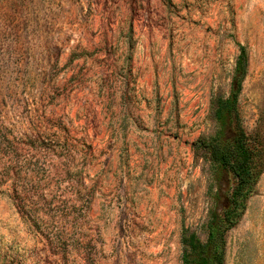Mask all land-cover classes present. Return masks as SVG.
<instances>
[{
  "label": "rangeland",
  "instance_id": "374dc122",
  "mask_svg": "<svg viewBox=\"0 0 264 264\" xmlns=\"http://www.w3.org/2000/svg\"><path fill=\"white\" fill-rule=\"evenodd\" d=\"M239 46L255 180L223 264H264V0H0V264H182Z\"/></svg>",
  "mask_w": 264,
  "mask_h": 264
},
{
  "label": "trees",
  "instance_id": "16d2710c",
  "mask_svg": "<svg viewBox=\"0 0 264 264\" xmlns=\"http://www.w3.org/2000/svg\"><path fill=\"white\" fill-rule=\"evenodd\" d=\"M246 65L245 48L239 46L229 93L227 97H218L214 102L213 117L217 130L212 137L197 141V146L208 154L211 164V202L207 212L205 241L194 233H183L181 237L182 264H223L225 233L242 215L244 201L252 192L255 180L254 152L249 146L237 108ZM230 177L234 180L231 187Z\"/></svg>",
  "mask_w": 264,
  "mask_h": 264
}]
</instances>
